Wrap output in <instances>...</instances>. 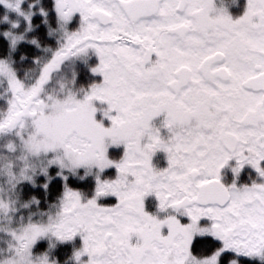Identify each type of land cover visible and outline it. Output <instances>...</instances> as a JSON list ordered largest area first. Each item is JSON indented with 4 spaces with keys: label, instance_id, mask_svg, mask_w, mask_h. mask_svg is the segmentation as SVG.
Segmentation results:
<instances>
[{
    "label": "snow or ice",
    "instance_id": "6c2138e0",
    "mask_svg": "<svg viewBox=\"0 0 264 264\" xmlns=\"http://www.w3.org/2000/svg\"><path fill=\"white\" fill-rule=\"evenodd\" d=\"M0 4L23 15L20 0ZM54 10L62 28L76 15L78 25L33 83L0 60L9 93L0 137H15L4 147L19 148L21 165L13 172L0 155V173L9 185L28 179L35 158L41 171L55 169L50 191L60 195L45 222L12 233L13 254L0 262L15 264L46 235L79 236L76 264L264 262V0H246L235 19L215 0H54ZM89 49L100 82L79 93L61 83L60 96L46 89L65 60ZM246 166L256 179L241 183ZM109 169L115 175L103 176ZM8 208L0 199V212Z\"/></svg>",
    "mask_w": 264,
    "mask_h": 264
},
{
    "label": "rangeland",
    "instance_id": "374dc122",
    "mask_svg": "<svg viewBox=\"0 0 264 264\" xmlns=\"http://www.w3.org/2000/svg\"><path fill=\"white\" fill-rule=\"evenodd\" d=\"M25 1L26 0H20V5H19L20 13H23V15L17 13L16 11H14L10 8H6L4 5L1 4L6 9H8L10 11V13L14 12L18 18L17 20H12L9 16L6 18V21L8 23V29L6 32H4V34L9 39L11 46H15V44L20 40H25L24 35H20V33H17L15 31L19 28L21 23H23L25 33L30 32L33 29V26L31 23V16L33 14V10H31V8L29 9V11H24L22 9V5L25 3ZM15 2H16V0H9V3L15 4ZM40 11L42 13H44L42 10H40ZM54 12H55V10H54ZM55 15H56V13H55ZM25 16L28 17L27 20H25ZM56 20H57L56 21V27L50 30V35L53 37V39L55 41L57 40L56 42H57L58 47H59V45L62 43L63 32L65 30L72 31L77 27L78 15L74 16L72 21H70L63 28L61 27V22L59 21L57 15H56ZM14 24L16 25L15 27L13 26ZM14 36L15 37H21L20 39H18L16 41L15 44L12 43V38ZM30 42H32V41H30ZM55 50H52L50 52H48V50H47L48 58H50L52 52H54ZM93 54H94V56H96L94 50L89 49V50H87V52L85 54H82V55L77 56V57H70L67 60H65L61 64V69H59V71L52 74L49 84L46 85V89H49V91L53 95L60 96L61 93H60V89H59V84L63 83L65 85V90H71L72 92L76 93L75 92L76 90L74 89V85H76V80H77L76 78L79 77L80 73L77 71V69H79V68L76 69V66L74 68V71L71 73L72 66H73V64L75 65V63L81 62V64L85 68L87 61L89 60L90 57L92 58ZM47 59L43 63H45L47 61ZM0 60H2V59H0ZM3 61L8 64L10 69L15 74L16 78L19 80L15 71L12 69L10 63L6 62L5 60H3ZM97 63H98V58H97ZM79 67H81V65ZM100 79H102V78L100 77ZM100 79L96 78V82L97 83L100 82L99 81ZM22 83H24L26 86L31 84L30 81H25ZM7 90H8L7 79L3 76H0V106H6V100H7V97L9 95ZM102 107H103L102 105H97L98 118L100 116V108H102ZM158 122H159V118H157V120L154 121V123H158ZM104 123L107 124V121H104ZM12 140H15L14 136L0 137V155H2L3 157H6L8 160H10L13 163V169H12L13 172H18V170L21 166L20 161L17 159V157L20 155L19 148L17 147V150L15 152L10 153L4 147V145H6L9 141H12ZM110 150L111 151L113 150L115 152H122L123 151L122 148H119V149L110 148L109 152H110ZM42 159L43 158H41V160ZM31 163H32L33 167L27 173V176L29 178L24 179V180H17L15 182H13L12 185H9L7 183V177L4 174L0 173V199L6 200L9 204V208H8L7 212H0V261H2L5 258L10 257L13 254L11 249H10V246L15 243V241L12 238L13 232L18 231L22 225L28 223L29 221L36 223V222H45L47 219V216L42 215V213H46L48 211L49 207L45 211L38 210V211L30 212L31 204L36 205L37 201L32 200V202L19 203V197H18V193H17V189H18L19 185H21L24 182H28L32 185H36V180L39 178H42V177L45 178L46 181L48 182L50 180L49 177H51L50 170L54 169V168H47L44 171H41V169L43 168V164L40 162V160H37L35 158L31 159ZM153 163L157 164L158 167H163L165 164L164 153L157 152L153 157ZM245 168L250 169V171H253L248 166H246ZM109 170H111V169H109ZM109 170H106L105 172H107ZM112 170H114V169H112ZM223 171H224V178H226V176H227V173H228L227 171H229L230 175L232 176L230 170L226 169ZM94 175H95V170H93L91 173H89L87 175V177L89 176L91 178H94ZM114 175H115V170H114L113 176ZM254 179H256V174L254 176ZM228 181H231V179ZM104 200H108L107 202L112 200V202H114V198H104L98 202L103 203ZM76 239L79 242V246L77 243V246L73 249L70 257L67 260V262L71 263V264H76L74 257H73V252L75 249H78L81 246V241L79 239V236L75 237L72 241H74ZM39 242L43 243V245H39L38 244ZM67 242L71 243V241H65V242L57 241L55 239V237H51L50 235H46L44 237L38 238L30 248V257H31L32 264H39L40 258L44 255L47 256L49 264H63V263L65 264V262L55 263V261L53 259L54 257H52V255L54 254L55 250H57V248L60 244L67 243ZM257 260H259V259H257Z\"/></svg>",
    "mask_w": 264,
    "mask_h": 264
},
{
    "label": "trees",
    "instance_id": "16d2710c",
    "mask_svg": "<svg viewBox=\"0 0 264 264\" xmlns=\"http://www.w3.org/2000/svg\"><path fill=\"white\" fill-rule=\"evenodd\" d=\"M232 5V15L234 17L240 16L245 8V0H225ZM33 10L31 16V23L33 26L32 31L25 33L23 23L19 26L17 33L24 35L25 40L18 41L15 46H11L9 39L5 36L4 32L8 29V23L6 18L9 16L12 20H17V16L14 12L10 13L8 9L0 4V47L3 48V54L0 55V59L5 60L10 63L12 69L15 71L17 77L20 81H30L33 83L36 77H38L40 68L43 62L48 58V52L58 48L57 40L55 41L50 35V30L56 27V15L54 12V0H26L22 5L24 11ZM42 10L44 13H42ZM74 26V25H73ZM35 41V43L30 42ZM52 49V50H51ZM75 65L73 64L71 73L74 71ZM78 70L86 71V67L79 68ZM88 72V71H87ZM76 85L74 89L76 93L88 83L96 82V78L91 76L89 73L84 75L80 73L79 77L76 78ZM84 85V86H83ZM114 152L110 150V154ZM228 172V173H227ZM226 180H230L232 176L229 171H227ZM55 169L50 170L51 177L54 176ZM114 170H109L103 174V176H113ZM251 176L254 179V171L245 168L242 170V175L240 177L241 183L248 182V177ZM85 179H93L91 177H85ZM55 183L59 185L61 182L58 178L55 179ZM47 184V188L44 185ZM83 181H72L69 186L72 188L84 189L81 187ZM52 180L46 181L45 178H39L36 180V185H32L28 182H24L18 186L17 193L19 197V203L32 202V200L37 201L36 205L30 206V212L33 211H45L50 204H52L56 198L60 195V192L53 193L50 191L52 189ZM108 200H104L103 203H108ZM112 202V200H110ZM79 246L78 240H74L67 243L60 244L55 250L52 257H54L55 263L65 262L70 257L73 249ZM43 245V243H38ZM64 264V263H63ZM245 264H264V262L252 259L246 260Z\"/></svg>",
    "mask_w": 264,
    "mask_h": 264
},
{
    "label": "flooded vegetation",
    "instance_id": "af4514ba",
    "mask_svg": "<svg viewBox=\"0 0 264 264\" xmlns=\"http://www.w3.org/2000/svg\"><path fill=\"white\" fill-rule=\"evenodd\" d=\"M215 3H216V6H217L218 8H224V9H227L228 13L232 16L233 19L239 17V16L234 17V16L232 15V9H231V8H232V5H230L229 2H227V1H225V0H215ZM96 63H97V57L94 56V54H93L92 58L90 57L89 60L87 61V64L85 65V66H86V71H84V70H78V69H77V68H83V65L81 64V62L75 63V66H76V69H77V71H78L79 73H81V74H83V75H87V74L89 73L91 76L100 79V77H99L98 74H97V75H96V74H92L91 71H90V68H91V67H94V65H95ZM80 65H81V67H79ZM59 69H61V65H60V68H59ZM59 69H58L57 71H59ZM57 71H56V72H57ZM87 71H88V72H87ZM100 80H101V79H100ZM100 80H99V81H100Z\"/></svg>",
    "mask_w": 264,
    "mask_h": 264
},
{
    "label": "clouds",
    "instance_id": "9594fccd",
    "mask_svg": "<svg viewBox=\"0 0 264 264\" xmlns=\"http://www.w3.org/2000/svg\"><path fill=\"white\" fill-rule=\"evenodd\" d=\"M27 258H30L31 259L29 253H24L21 256L14 257V262H15V264H22V261L24 259H27ZM0 264H2V262H0Z\"/></svg>",
    "mask_w": 264,
    "mask_h": 264
}]
</instances>
